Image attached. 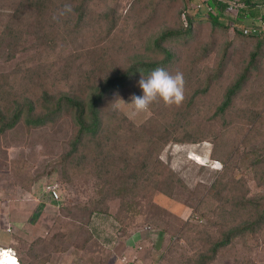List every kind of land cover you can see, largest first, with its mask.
Masks as SVG:
<instances>
[{"label": "trees", "instance_id": "trees-1", "mask_svg": "<svg viewBox=\"0 0 264 264\" xmlns=\"http://www.w3.org/2000/svg\"><path fill=\"white\" fill-rule=\"evenodd\" d=\"M134 1L138 4L135 10L138 18L143 11L148 14L134 26V40L116 45L111 39L121 17L118 0H0V46L6 42L9 50L6 61L11 66L17 56L25 57L12 70L0 72V138L21 124L27 130H35L54 128L67 120L71 134L58 162L64 178L86 172L97 180L93 196H88L80 206L67 209L74 222L80 217L85 223L71 235L54 234L47 239H36L30 247L44 246L47 251L59 253L65 249L66 240L73 235L78 239L82 232L86 240L91 241L90 233L84 228L87 229L94 214H111L112 201H118L113 215L120 232L128 237L136 223L125 215L136 214L141 196L151 203L154 194L172 199L177 191L185 189L179 177L160 159L164 148L169 144L209 142L213 147L208 158L221 162L222 170L198 202L197 209L204 207L202 210L208 214L227 216L233 222L227 230H220L213 237L205 232V239H196L200 246L192 254L182 242H174L175 258L169 264H213L219 255L240 243L244 244L243 250L233 249L236 260L232 264H257L252 251L264 250V243L257 245L258 238L264 236V195L248 196L245 192L242 197H236L233 184L238 179L230 178L229 170L233 152L237 154L239 148L230 142H227L228 150L215 146L217 140L223 142L228 134L217 132L214 126L217 118L233 111L234 100L251 79L253 57L257 54L251 56L244 71L226 88L222 101L212 107L207 125L195 119L203 108L195 114L197 105L223 79L229 65L228 47L232 42L226 41L219 63L212 69L202 70L217 40L226 39L225 35L232 29L234 38L231 40H257L258 46L264 43V36H258L261 32H244L245 28H256L244 22V8H252L253 0H206L209 9L205 18L187 14V6H183L174 27H158L156 22L161 21L164 6L175 4L176 0ZM231 3L237 8L229 25L223 20L228 19ZM65 4H71L73 12L61 17L59 11ZM249 17L254 16L249 14ZM259 19L264 20V16ZM50 54H55L56 59H49ZM157 67L184 74L185 101L179 108L154 104L149 110L150 117L136 125L115 103L128 94L142 95L138 81ZM245 117L253 125L254 119ZM241 162L248 166L249 174L264 183V146L245 150ZM228 186L231 190H227ZM237 190H245L244 185ZM156 223H159L157 218L148 221V224ZM158 227L164 234H173L162 224ZM184 228L193 238L190 225L183 224L181 231ZM200 233L203 232L195 235L200 236ZM179 249H183L182 252ZM20 261L35 264L26 258Z\"/></svg>", "mask_w": 264, "mask_h": 264}, {"label": "rangeland", "instance_id": "rangeland-1", "mask_svg": "<svg viewBox=\"0 0 264 264\" xmlns=\"http://www.w3.org/2000/svg\"><path fill=\"white\" fill-rule=\"evenodd\" d=\"M205 1L176 0L173 5L164 6L161 21L156 22L157 26L174 27L179 21L177 13L179 11L181 13L183 6H187V14H197L205 18L209 9ZM118 3L121 6L118 8L121 17L117 31L111 39L116 45L122 44L123 41L134 40V26L148 14V11H143L141 15L138 14L140 17L138 18L135 11L138 4L134 0H118ZM235 7L233 4L226 17L228 19L223 20L229 25L236 16ZM180 18L185 19L184 15ZM255 26L257 28L255 34L261 32L258 36L263 37V23L260 22ZM202 34L206 33L202 31ZM225 36L227 40L221 38L217 40L216 48L202 64V70L212 69L219 63L226 41L232 42L231 47H228L229 65L223 79L197 105L195 114L203 108L195 119L200 124L209 121L212 107L222 101L226 88L244 71L251 56L257 54L253 57L254 69H251V79L245 90L234 100L233 111L222 118H217L214 126L217 132L226 131L228 134V137L222 139L223 142L217 140L215 146L221 149L224 146L228 150L227 142H230L239 148L237 154L233 152L229 170L230 178L236 176L238 179L233 184L236 188L234 194L238 198L245 192L248 196L260 197L264 195V183L259 182L258 177L249 174L251 171L241 162V156L247 149L264 146V43L258 46L257 40H231L234 38L232 29H229ZM7 56L9 57V50L4 42L0 46V72L12 70L25 59L23 56H17L10 66V62L6 61ZM49 59L55 60L56 55L50 54ZM130 96L131 94H128L121 99L125 103H131ZM115 105L136 125L142 124L150 117L149 111L133 114L131 105H124L119 100ZM245 116L254 119L255 127L248 133L247 130L253 125H250L249 119ZM70 134V123L65 120L54 128L45 127L35 130H27L21 124L0 138V248L16 251L19 261L26 258L28 262L33 261L35 264L41 262L44 264H169L175 258L174 242H182L187 246L186 250L192 254L200 246L195 240L201 237L205 239L207 236L205 232L213 237L219 234L220 230L225 231L232 225V218L229 220L227 216L210 215L202 210L205 209L204 207L197 209L198 202L202 201L222 170L221 162L217 161L221 169L215 170L212 167L215 161L208 158L209 151L213 147L212 143L169 144L160 154V159L179 177L185 189L177 191L172 199L154 194L150 198L151 203L141 196L138 199L136 214L125 215L127 219L136 223L130 228L128 237L120 232V225L113 215L118 201H112L109 204L111 214H94L87 224V229L84 228V231L90 233L91 241H87L86 234L82 232L78 236L79 240L74 235L70 240H66L63 243L65 249L59 253L47 251L44 246H36L32 249L30 245L36 239H47L54 234L71 235L81 223H85V219L81 220L80 217L74 222L72 214H69L67 209L80 206L88 196H93L97 189L95 186L97 180L86 172L83 174L77 172L73 177L64 178L58 162L67 149ZM49 182L59 186L58 203L51 202L44 192V186ZM241 184L244 185L245 190H237ZM228 187L227 190H231L232 187ZM120 217L124 216L120 215ZM150 218H157L159 223L148 224ZM131 221H129L130 225ZM185 223L192 228L193 238L187 228L181 231ZM158 224L164 225V228L169 229L173 234L162 233ZM197 232L203 233L197 236L195 235ZM263 238V235L258 238L257 245L264 243ZM245 243L250 245L248 242ZM243 246L244 244L240 243L235 247L238 252H242ZM235 247L233 249H236ZM233 249L219 255L213 264H232V261L236 260ZM182 250L179 249L180 252ZM252 256L257 264H264V250L259 248L257 253L252 251Z\"/></svg>", "mask_w": 264, "mask_h": 264}, {"label": "clouds", "instance_id": "clouds-1", "mask_svg": "<svg viewBox=\"0 0 264 264\" xmlns=\"http://www.w3.org/2000/svg\"><path fill=\"white\" fill-rule=\"evenodd\" d=\"M73 12L71 4H65L59 11V16L66 17ZM57 17H54L56 19ZM185 77L180 71L170 72L163 67L153 69L147 77L142 76L138 81V86L142 90V95H131V105L133 114L146 113L154 104H163L165 107L179 108L185 101Z\"/></svg>", "mask_w": 264, "mask_h": 264}, {"label": "built area", "instance_id": "built-area-1", "mask_svg": "<svg viewBox=\"0 0 264 264\" xmlns=\"http://www.w3.org/2000/svg\"><path fill=\"white\" fill-rule=\"evenodd\" d=\"M236 6V7H235ZM233 4L231 3V9ZM234 7L237 8V5L234 4ZM231 11V10H230ZM256 28H250L244 32L256 33ZM212 167L215 170L221 169L219 162L215 161L212 163ZM44 192L47 194L51 202H58L60 200L59 186L56 183L49 182L44 186ZM0 264H20L19 258L16 255L15 251L10 248H0Z\"/></svg>", "mask_w": 264, "mask_h": 264}, {"label": "crops", "instance_id": "crops-1", "mask_svg": "<svg viewBox=\"0 0 264 264\" xmlns=\"http://www.w3.org/2000/svg\"><path fill=\"white\" fill-rule=\"evenodd\" d=\"M253 3H254V6H252V8H248V7L244 8V12L246 13L244 17V22L250 23V24L253 23L254 25H257L260 22H262L264 25V20H260V19L258 20V18H260L261 16H264V0H253ZM249 14L254 16L253 19L249 17Z\"/></svg>", "mask_w": 264, "mask_h": 264}]
</instances>
